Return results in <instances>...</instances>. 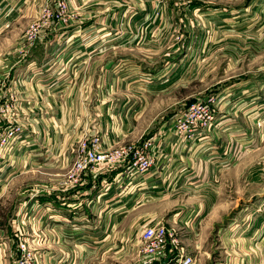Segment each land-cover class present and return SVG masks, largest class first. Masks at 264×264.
<instances>
[{
    "label": "rangeland",
    "instance_id": "1",
    "mask_svg": "<svg viewBox=\"0 0 264 264\" xmlns=\"http://www.w3.org/2000/svg\"><path fill=\"white\" fill-rule=\"evenodd\" d=\"M249 1L247 0L246 3ZM196 2L204 4L205 0H175L167 5L161 2L167 7V18H169V10H173V18L166 19L167 37L164 41L166 46L145 53L150 57L149 66V63L135 64L140 68L138 72L156 75L154 81H149L145 85L136 82L124 87V94L118 96L111 94L120 99L119 105L123 103V97L126 98V112L127 109H131L128 125L139 130L136 136L120 142L117 147L105 149L104 135L100 131H89L87 133L91 134H84L70 149L69 166L55 174L60 175L58 185L50 186L49 179L52 177L49 176V170L40 171L33 168H29L30 172L13 179L3 190L0 185V246L3 249L1 253L3 255L11 253V257H14V262L4 261V264H29V253L32 255L33 264H56L49 261L51 253L59 258L57 259L59 264H162L165 260H169L166 264H172L175 260L172 261L171 258L182 255L193 256L196 264H264V101L259 105L253 101L247 102L245 111L236 112L229 119L221 118L219 112L221 97L225 94L237 95L240 87V92L245 88L246 95L253 97V94L258 93L264 96V27L255 29L252 15L246 17L245 23L250 25L247 34H240L235 28H231L230 33H221L219 29L215 30L212 25L209 26L205 22L203 7L199 9L193 7ZM9 7L0 0V15ZM69 8L67 5V14ZM49 10L56 11L57 5H49V0H26L25 6L20 11L22 14L19 21L0 33V56L4 54L6 57H14L15 61L11 60L19 65L25 62L41 39V35L49 30ZM30 45H32L30 50L26 51V47ZM211 45L213 49L208 51ZM164 50L166 52L162 56ZM14 78L10 72L0 78V120L2 121L0 133L10 126L18 128L20 133L14 139L5 137L0 139V145L3 146L0 147V162H4L9 156L6 155L7 153L12 154L15 151L14 145L18 141L30 140L29 130L34 123L30 108L29 110L25 107L27 112L24 115L21 110L18 111L21 92L19 93L18 90L19 81ZM261 78L263 80H260ZM165 79H170V82L161 84L160 82ZM245 81L250 82L244 84ZM249 85H252L251 90L247 87ZM234 102L236 103L237 100ZM208 107L211 108L209 109L211 119H205L207 117L202 113L208 110ZM197 108L205 110L198 112ZM141 114L143 116L138 117ZM164 125L169 127L170 134L173 133L180 138L176 152L174 146L170 147L168 152L158 150L162 148L165 139L171 136L167 132L161 140L158 139V135H154ZM186 125L189 127H185ZM147 128L150 134L144 131ZM226 131L230 134L236 132L244 134L240 135L244 137L240 139L239 144L234 140L238 139L235 138L237 135H231L233 139L230 138L228 144L224 146L227 156L241 152L239 160H237L238 156L236 157L240 165L230 170L225 178H217V182H214L218 186L211 188L216 198H211L210 194L198 196L197 201L203 204L201 209H180L181 207L173 209L175 202H171V206L163 210L149 209V214L144 218L139 215L135 218L145 221L135 224L132 231L125 227L122 209L118 213L119 228L112 235L117 245L115 248L111 247L110 251H108L109 247L103 246L101 258H98L97 254H87L88 247L84 249L83 254L85 253L86 256L83 261L67 258V255L74 258L76 254L78 257L81 252L80 248L74 245L64 252L66 256L56 255L62 253L57 244L59 233L57 229H47L48 226L43 227L39 222L41 220L39 213L42 209L35 200L50 202L53 200L59 202L57 205L61 208H64L61 204L63 203L70 205L69 208L66 207L67 209H78L80 205L71 208V203L79 201L73 200L70 203L66 202L69 200L67 198L74 196L73 193L83 187L87 179L97 178L104 170L114 171L113 169L117 167L119 174L116 177L119 180L130 162H133L137 152L152 157L153 167L159 164L158 160L163 156L166 159L178 157L184 160L183 163L188 159L190 164L189 166L185 164L187 169L183 172L189 171L198 178L200 176L203 181L200 182L198 179L197 184L206 185L209 182L205 181L206 174L209 176L208 172L211 170L199 158L218 160L219 154L215 152L216 148L221 146L215 142L223 140ZM83 147L95 148L97 151L99 148L100 152L111 153L126 148L132 153L125 161L119 159L121 162L115 166L107 162L92 165L85 175L81 176L80 183L73 185L69 177L78 160H84ZM161 152H164V155L158 154ZM192 159L198 161L194 162ZM114 173L116 172L106 173L102 176L104 179H99L97 184L102 183L103 180V188L108 186L110 188L112 182L109 181L111 177L108 176ZM171 174L168 167L167 175ZM210 185L212 186V183ZM98 187L100 186L96 185V188ZM100 194L101 196L98 194L96 199L91 193L89 198L90 203L94 199L98 200L100 204L97 205H101L102 211L108 203L105 202L102 192ZM182 199L178 201L179 206ZM215 202L218 209H213ZM21 209H26L25 213L22 211L18 214ZM98 211L100 212V209ZM91 216L93 218V215ZM51 218L48 217L47 224L52 221ZM98 220L103 222V226L91 230L93 233L91 237L97 239L109 237V231H106L104 225L107 220L102 216ZM159 227H166L173 235L170 240H176V243L172 250V244L168 242L166 250L158 255L148 252L143 233L148 228ZM9 243H11L9 246L11 252L7 249ZM22 246L27 249L24 254L20 252ZM44 252L45 256H43ZM114 256L116 258H113Z\"/></svg>",
    "mask_w": 264,
    "mask_h": 264
},
{
    "label": "crops",
    "instance_id": "2",
    "mask_svg": "<svg viewBox=\"0 0 264 264\" xmlns=\"http://www.w3.org/2000/svg\"><path fill=\"white\" fill-rule=\"evenodd\" d=\"M25 1L2 0V4L7 3L10 7L0 15V33L19 21L22 14L20 11L25 6ZM58 1L49 0V5L56 6ZM64 1L70 7L66 19L49 25V30L41 35V39L25 62L19 65L14 62V57H6L4 54L0 56V78L9 72L13 78L16 76L14 79H18V90L19 93L21 92L18 111L21 110L24 115L27 112L25 107L30 108L31 117L34 119L33 126L29 130L30 140L18 141L14 145L15 151L12 154L5 153L9 156L4 162H0L2 190L19 175L30 172L29 168L40 171L49 170V176L52 177L49 179L50 186L58 185L60 175L55 174L69 166L70 149L89 131H100L104 135L105 149L117 147L120 142L133 138L139 131L128 125L131 109H127L126 112V98L123 97L124 101L119 105L120 99L111 94H117V96L124 94V87H129L136 82L145 85L149 81H154L156 75L138 72L140 68H137L135 64L149 63V66L150 57L145 53L157 51L155 49L166 46L164 43L167 37L166 19L173 18V10L168 9L170 12L167 18V7L160 3V0ZM246 2L247 0H205L204 4L196 2L193 7L196 9L203 7L205 22L209 26L212 25L215 30L230 33L232 32L230 29L235 28L240 34H247V30L250 29L248 28L250 25L245 23L248 16L253 15L255 29L264 27V0ZM190 13L192 14L191 10ZM31 46H27L26 51H29ZM209 48L208 51H211L213 46ZM165 52L164 50L162 56ZM167 82H170V79L162 80L160 83ZM249 82L245 81L244 84ZM251 86L247 87L250 89ZM240 88L237 90V95L225 94L221 97L219 111L221 118L229 119L236 112L243 111L249 101L258 105L264 101V96L261 94H253L252 97L246 95L245 88L240 92ZM142 116L143 114L138 117ZM168 130L169 127L164 125L154 135H158V139L162 140ZM144 131L150 134L148 128ZM226 132L223 140L215 142L221 146L216 148L215 152L219 154L218 160L199 158L211 170L208 172L209 176L206 174L205 181H209L206 185L197 184L198 179L200 182L203 181L200 176L198 178L189 171L183 172L187 169L186 165L189 166L190 160L187 159L186 163H183L184 160L178 157L166 159L163 156L158 160V167H153L144 175H132L126 169L118 180L116 176L119 171L116 167L113 169L116 173L108 176L111 177L109 181L112 182L110 188L109 186L103 188V180L100 184L97 182L106 173L114 171L104 170L97 178L87 179L85 185L66 201L71 203L73 200H78V203H71V208H77L80 205L78 209H67L70 205L63 203L61 204L64 208H61L57 205L59 202L53 200L52 202L35 200L39 202L42 209L39 213L41 217L39 222L43 227L48 226L47 229H57L59 233L57 244L62 253L56 255L66 256L64 252L74 245L80 248L81 252L78 257L76 254L74 258H71V255H67V258L83 261L86 256L85 253L83 254L85 247L89 250L87 254H97L98 258H101L103 246L109 247L108 251H110L111 247L115 248L117 245L112 235L119 228L118 213L122 209L125 227L131 231L134 226L145 221L140 218L135 220L138 215L144 218L149 214V209L163 210L170 207L171 202H175L173 209H179V207L180 209H201L203 204L197 201L198 196L210 194L211 198H216L212 188L218 185L216 186L214 182H217V178H225L230 170L240 165V161L237 162V160L241 152L234 156H227L224 146L228 144L230 138L233 139L231 135H237L235 138L238 139L234 140L239 144L240 139L244 137L240 135L244 134ZM170 135L163 143L164 148L161 145L162 148L158 150L168 152L172 146L175 147V152L178 150L180 138L173 133ZM240 149L243 148L240 147ZM164 152L158 154L164 155ZM168 167H170L171 175H167ZM96 185L100 187L96 188ZM96 189L99 190L96 191ZM100 192L108 203L102 211L101 205H97L100 204L99 201L94 199L90 203L89 198V195L93 193V198L97 199L98 194L101 196ZM50 194L53 195V193ZM180 198H183L181 206L178 202ZM216 202L213 209H218ZM82 203L84 204L81 206ZM25 210L21 209L18 214L22 211L25 213ZM50 216L52 221L47 224ZM101 216L107 220L104 225L106 231H109V237L97 239L91 237L93 234L91 230L102 228L103 222L98 220ZM49 232L53 233L51 230ZM10 245L11 243L8 244V250ZM2 250L0 246V264H4V261L14 262L11 253L3 255ZM5 256L8 257L7 260ZM57 259L59 258L54 254H50V263L59 264ZM62 259L65 260V258Z\"/></svg>",
    "mask_w": 264,
    "mask_h": 264
},
{
    "label": "built area",
    "instance_id": "3",
    "mask_svg": "<svg viewBox=\"0 0 264 264\" xmlns=\"http://www.w3.org/2000/svg\"><path fill=\"white\" fill-rule=\"evenodd\" d=\"M175 0H162L160 2H164V4H168L169 2H172ZM163 4V3H162ZM67 4L65 1H59L57 3V10L55 11H50L49 10V25L52 23H55L57 21H63L66 19L67 13ZM213 101V100H212ZM214 102V101H213ZM210 107H208V110L202 111L205 109H198V112L204 113V115L207 117L205 119H211L212 115H210ZM201 113V115H202ZM213 113V112H212ZM214 115V114H213ZM214 117V116H213ZM204 119V117H203ZM204 119V120H205ZM0 122H2L0 120ZM185 127H189V125H186ZM20 130L18 128H15L13 126L6 127L2 133H0V139L6 138V139H11L15 138L17 135H19ZM190 133L192 131L190 130ZM4 140V139H3ZM97 142V141H95ZM0 147H3L0 145ZM84 151V160H78L76 163L75 167L73 166V171L72 175L69 177V181L73 185H78L81 181V176L85 175L86 171L92 166L96 165L98 163H111V166H115L121 161L119 159H123V161L126 160V158L132 153L131 150H128L126 148L120 150V151H115L114 153L111 152H100L99 148L98 151L94 149H87L86 147H83ZM134 152V151H133ZM97 153V154H96ZM152 157L145 153H136L134 155L133 162H130L129 166L127 167L128 172L132 175H144L148 173L152 167H153V161ZM119 161V162H118ZM70 171V172H71ZM71 174V173H70ZM173 235L169 232V230L166 227H159V228H148L145 230L143 233V240L146 244V249L148 252L152 254H158L163 251L164 249L166 250V245L168 242L172 244V250L175 248L174 243H176V240H170ZM22 251V254L27 252V249L25 246L20 247ZM29 252V251H28ZM32 255L29 253V264H33L34 262L32 261ZM172 261H174L172 264H196V260L193 258L191 255H182V256H177L176 258H171Z\"/></svg>",
    "mask_w": 264,
    "mask_h": 264
},
{
    "label": "water",
    "instance_id": "4",
    "mask_svg": "<svg viewBox=\"0 0 264 264\" xmlns=\"http://www.w3.org/2000/svg\"><path fill=\"white\" fill-rule=\"evenodd\" d=\"M168 262H169V260H165V261L162 262V264H166Z\"/></svg>",
    "mask_w": 264,
    "mask_h": 264
},
{
    "label": "bare ground",
    "instance_id": "5",
    "mask_svg": "<svg viewBox=\"0 0 264 264\" xmlns=\"http://www.w3.org/2000/svg\"><path fill=\"white\" fill-rule=\"evenodd\" d=\"M161 3V2H160Z\"/></svg>",
    "mask_w": 264,
    "mask_h": 264
}]
</instances>
